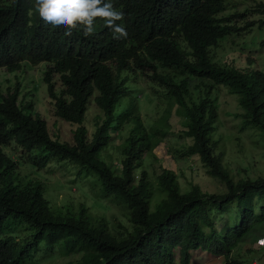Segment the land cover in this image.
I'll return each instance as SVG.
<instances>
[{"label":"trees","instance_id":"16d2710c","mask_svg":"<svg viewBox=\"0 0 264 264\" xmlns=\"http://www.w3.org/2000/svg\"><path fill=\"white\" fill-rule=\"evenodd\" d=\"M34 3L0 0V70L45 64L41 81L52 113L73 127L72 139L61 141L31 102L19 100V83L0 93V264L73 257L75 264H202L195 260L201 253L242 264L233 252L264 231V177L235 181L223 165L216 90L236 98L241 128L258 130L264 141V68L249 57L245 69L214 59L231 37L264 27V0L228 18L220 16L225 0H118L123 39L113 38L101 18L91 36L78 29L64 36L42 25ZM140 80L150 91L138 89ZM146 101L157 115L144 122L139 103ZM175 107L190 140L183 156L222 192L191 183L182 190L175 172L161 165L154 183L148 180L145 167L158 160L155 149L171 130ZM54 165L89 178L92 201L115 205L120 216L107 219L83 203L54 206L41 180L19 172ZM71 183L86 194L80 182ZM157 193L162 197L151 209Z\"/></svg>","mask_w":264,"mask_h":264},{"label":"rangeland","instance_id":"374dc122","mask_svg":"<svg viewBox=\"0 0 264 264\" xmlns=\"http://www.w3.org/2000/svg\"><path fill=\"white\" fill-rule=\"evenodd\" d=\"M259 2L260 0H225V9L220 16L227 18L236 16L245 11L252 10ZM247 17H249L248 20H258V17L255 15L249 14ZM234 23H238L239 27L244 25V22L240 23L238 19H235ZM219 50L223 51H220L214 59L219 65H233L245 69L243 59L249 57L254 60V68H257L255 66L264 68V27L259 28L256 25L249 32L242 33L239 37H231L227 45ZM44 69L45 64L35 67L22 65L21 70L16 73H7L5 70H0V93H5L7 88H12L11 90H13L14 85L19 83V100L31 102L34 111L45 119L51 133L61 141L71 142L73 127L64 121L57 120L52 113L46 85L41 81ZM192 83L197 82L193 81ZM135 85L138 89L150 91L145 81L140 80ZM34 87L38 89L35 90L33 89ZM216 91V99L219 103L217 109V134L219 136L217 149L222 155L223 165L235 181L244 178L256 179L264 177V141L259 131L249 127L242 129L239 118L234 116L239 113L236 98L230 96L223 89ZM139 105L142 109L138 116H141L144 122L145 118H153L157 115L154 105L148 104L147 101L139 103ZM93 106V104L89 105L90 108L86 120L88 122L89 133H92L94 130L91 122L96 111ZM161 109L163 107L159 110ZM159 110L157 111L159 112ZM133 122L135 123L134 120ZM170 122L171 130L166 134L163 145L155 149V156L158 160L154 161L152 165L145 167L148 180L154 183L156 176L162 171L161 165L175 172L182 190H187L191 183L198 185L203 192H222L224 190L223 185L209 178L198 168L197 163L193 161V157L183 156L184 148L187 144H190V140L182 137L184 120L180 117V110L176 107L172 110ZM119 140L117 143H120ZM163 150H167L168 153H163ZM5 153L10 154L11 149H5ZM72 169L71 166L54 165L52 168L39 173L26 167L19 168V172L21 175H28L30 178L41 180L46 189V196L54 206L72 204L77 208L79 204L83 203L90 206L94 213L104 215L107 219L112 214H116L119 217L120 215L115 205L109 204L107 201L97 200L100 204L92 201V198L95 196L93 195L94 192L90 191L89 184L87 183L89 182V178H75ZM74 179L76 182H80L86 194L78 192L73 188L75 185L71 182ZM161 197V193L155 195L150 202L151 209L154 208ZM230 214L233 213H228V215ZM227 221L228 218L223 219L222 225L226 224ZM217 228L219 227L217 226ZM255 240L256 242L254 243ZM260 242H264V231L262 233H254V236L251 238H246V241L233 252V259L242 264H264V244L260 245ZM228 258L229 255L223 258L211 257L201 253L197 255L195 260L202 264H225ZM76 259V257H73L66 260H43L46 262H42L41 264H75Z\"/></svg>","mask_w":264,"mask_h":264},{"label":"clouds","instance_id":"9594fccd","mask_svg":"<svg viewBox=\"0 0 264 264\" xmlns=\"http://www.w3.org/2000/svg\"><path fill=\"white\" fill-rule=\"evenodd\" d=\"M118 0H35L34 10L42 25L49 29H63L64 36H70L78 29L82 36L94 34L96 18L111 31L113 38H126L128 33L121 21L123 11L113 7ZM263 241V240H259ZM264 242H260L263 245Z\"/></svg>","mask_w":264,"mask_h":264}]
</instances>
